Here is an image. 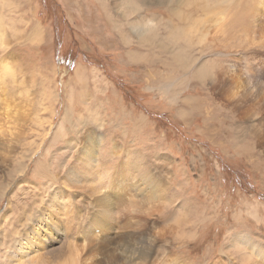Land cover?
<instances>
[{"label":"rangeland","instance_id":"rangeland-1","mask_svg":"<svg viewBox=\"0 0 264 264\" xmlns=\"http://www.w3.org/2000/svg\"><path fill=\"white\" fill-rule=\"evenodd\" d=\"M240 2L247 0H230L229 7L224 0H159V5L136 3L141 9L136 11L122 7L120 0H0V41L7 44H0V61L10 56L18 75L14 89L23 76L28 78L27 139H46L26 163L25 174L12 177V167L7 182L23 180L19 185L29 189L32 200L43 175L60 173V164L74 158L82 139H102L101 151L109 150L113 139L124 147L141 148L154 169L160 161L171 164L159 172L172 200L161 201L163 210L156 215L147 214L148 229L144 228L148 232L157 223L154 226L172 234L157 250V264L168 254H180L187 264H215L220 256L228 259L229 253L231 262L243 264L246 247L228 244L238 234L264 240V163L261 167L260 157L250 156V126L234 120L223 98L230 77L218 73L217 67L219 58L224 65L243 57L261 67L264 52H237L241 26H228L225 38L213 33L223 9L240 12ZM136 20L155 27V43L140 44L130 29ZM185 26L192 27L190 41L178 32ZM243 26L256 43L260 30L255 19ZM204 35L209 40L201 42ZM36 97L42 100L33 102ZM66 139L74 146L67 148ZM254 150L264 162V148ZM256 160L258 168L252 164ZM3 191L0 186V196ZM182 205L191 213L184 220L179 215ZM2 251L0 246V264Z\"/></svg>","mask_w":264,"mask_h":264},{"label":"bare ground","instance_id":"bare-ground-1","mask_svg":"<svg viewBox=\"0 0 264 264\" xmlns=\"http://www.w3.org/2000/svg\"><path fill=\"white\" fill-rule=\"evenodd\" d=\"M152 1L120 0V3L122 7L139 11L136 3H159V0H156L157 3ZM224 3L229 7L232 2L224 0ZM240 6V12L234 10L233 13L230 10V14L224 5L223 16L213 33L225 38L228 36V26L233 25V29L234 26H241L242 30L238 28L241 33L237 36V52L251 50L261 54L264 50L255 47L264 48V0H247L246 4L240 2ZM120 14L125 15V11L122 10ZM251 19H255L260 30L256 43L253 42L256 37L251 39V35L243 31L244 21ZM185 27H178V32L182 31L184 39L190 41L189 30L192 27ZM130 29L140 44L149 46L151 42L155 43V27L136 20L131 23ZM204 37L201 42L209 40L207 35ZM0 44L4 48L7 46L1 41ZM161 44L160 42L158 45L161 47ZM173 47L168 48L169 52ZM181 50L178 49V52L181 53ZM220 53L229 54L223 51ZM9 58L6 55L0 61V186L4 190L2 195L6 192L8 194L6 209L0 216L3 264H157L156 257L159 255L156 252L162 243L167 242V236L171 238L172 234L154 226L157 223L148 232L144 228L150 215L163 210L164 205L158 204L163 200H172L166 193L168 187L159 172L160 168H166L165 165L169 169L170 163L160 161L155 164L156 170L146 161V153L141 148L124 147L115 139L110 141L109 150L101 151L105 142L96 136L95 139H82L74 158L69 163L60 164V173L58 171V174L54 173L51 177L43 175L37 198L28 199L31 194L29 189L19 185L23 180L16 181V184L15 179L7 182V172L12 167L11 176L25 174L28 168L26 163L36 157L46 142V139H27L31 136L28 134L31 110L30 90L26 83L28 78L23 76L17 83L19 90L13 88L18 75ZM242 59H234L232 64L221 65L224 60L219 58L217 71L230 77L229 80L226 79L227 92L224 91L223 98L231 108L234 120H245L250 126L247 129L251 139L250 156L253 160L260 157L262 167L264 162L261 153L254 149L256 146L264 148V66L257 67L256 64L252 65L253 62L249 64ZM211 88H217L215 83L211 84ZM39 99L42 100L40 97ZM32 101L40 102L37 97ZM65 143L67 148L74 146L72 139H66ZM101 155L108 158H102ZM43 156L45 158V154ZM50 160L53 163V159ZM256 162L257 160L252 164L258 168ZM36 165L39 166L38 163ZM24 179L34 184L33 180L29 181L27 177ZM14 185L17 188H13ZM186 207L182 205L179 211L181 220L190 213ZM122 217L123 221H120ZM182 238L183 235H180V239ZM168 243L173 245L171 241ZM228 246L246 247L241 256L245 264H264V240H254L246 234H238L229 240ZM248 248L254 251L253 254ZM254 254L262 261H256ZM231 259L233 258L229 253L228 259L220 256L215 264H237L235 261L231 262ZM160 261L158 260V264H187V260L180 254L165 255Z\"/></svg>","mask_w":264,"mask_h":264}]
</instances>
